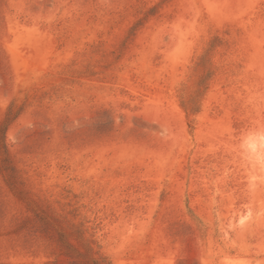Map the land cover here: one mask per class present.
Returning a JSON list of instances; mask_svg holds the SVG:
<instances>
[{"label":"rangeland","instance_id":"374dc122","mask_svg":"<svg viewBox=\"0 0 264 264\" xmlns=\"http://www.w3.org/2000/svg\"><path fill=\"white\" fill-rule=\"evenodd\" d=\"M91 258L264 264V0H0V264Z\"/></svg>","mask_w":264,"mask_h":264},{"label":"trees","instance_id":"16d2710c","mask_svg":"<svg viewBox=\"0 0 264 264\" xmlns=\"http://www.w3.org/2000/svg\"><path fill=\"white\" fill-rule=\"evenodd\" d=\"M191 216L193 217L192 219H194V220H197V219H198V218H196V216H194L193 214H191ZM52 220H53V219H52ZM53 221H54V220H53ZM67 248H68L69 250H74V249L72 248V246H71L70 243L67 244ZM86 264H104V263L101 262L100 260H96V259H94V258H91V259H88V260H87Z\"/></svg>","mask_w":264,"mask_h":264}]
</instances>
